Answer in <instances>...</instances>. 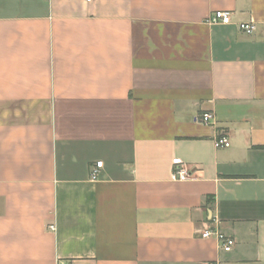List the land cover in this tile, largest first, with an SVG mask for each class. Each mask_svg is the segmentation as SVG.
I'll return each mask as SVG.
<instances>
[{
    "label": "crops",
    "instance_id": "crops-1",
    "mask_svg": "<svg viewBox=\"0 0 264 264\" xmlns=\"http://www.w3.org/2000/svg\"><path fill=\"white\" fill-rule=\"evenodd\" d=\"M214 261L264 264V0H0V264Z\"/></svg>",
    "mask_w": 264,
    "mask_h": 264
},
{
    "label": "built area",
    "instance_id": "built-area-1",
    "mask_svg": "<svg viewBox=\"0 0 264 264\" xmlns=\"http://www.w3.org/2000/svg\"><path fill=\"white\" fill-rule=\"evenodd\" d=\"M91 1V0H88ZM210 24H231L233 22L232 12L228 10H216L206 20ZM238 28L247 33L253 34L257 30V25L254 22H239ZM214 115L211 112H203L196 117V121L201 123H212ZM214 146L216 148H228L231 146L230 136L228 134H218L214 138ZM103 161H97V163L91 167L90 174L93 180L100 177L101 169L103 167ZM193 176V171L190 167L184 164L180 159H174V167L172 170V180L174 181H186ZM51 228H54L51 225ZM202 238L215 237L220 247L224 251H231L236 243L232 236H229L221 231L207 227L200 232ZM211 264H220L218 261H214Z\"/></svg>",
    "mask_w": 264,
    "mask_h": 264
}]
</instances>
